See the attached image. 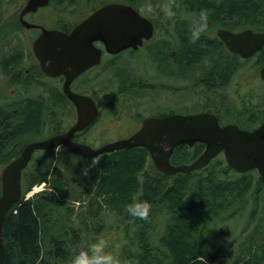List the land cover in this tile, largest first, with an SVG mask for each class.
I'll list each match as a JSON object with an SVG mask.
<instances>
[{
    "label": "rangeland",
    "instance_id": "374dc122",
    "mask_svg": "<svg viewBox=\"0 0 264 264\" xmlns=\"http://www.w3.org/2000/svg\"><path fill=\"white\" fill-rule=\"evenodd\" d=\"M70 1L55 0L54 3L59 5L58 9H61L66 8ZM121 1L128 2L130 0ZM261 1L263 0H249L247 4L254 7L255 4ZM23 2L24 0H0V18L4 13H13L19 4ZM79 2L81 1H75V3ZM137 2L140 5L142 4L141 12L151 16L154 10L157 14L160 10H163L168 0H137ZM231 2L233 3L230 10L233 18L231 26L226 20H222L223 17L220 16V13L225 12V2L220 3V0H176L179 8L173 7V11L176 12L174 18L195 21L198 19L201 9L210 8L212 13L209 21L213 19L208 25L210 32L220 27L221 24L234 29L242 28L244 26H241V23L237 21L240 18L259 19L257 15L246 17L242 14V10L238 7V4L243 3L242 0H228V4ZM182 12L187 14L181 15ZM71 20L72 17L68 19L69 22ZM159 27V36L156 34L151 45L153 48H147L145 49L146 52L143 51L131 57L122 56L117 60L116 66L120 70L126 67V64L129 65L127 70L123 69L124 73H118L116 70L105 73L104 70L96 76L105 82L111 81V84L106 85L105 88L106 90L111 87V91L101 94L98 85L93 89H89L102 106L101 118L103 121L99 127L94 128L95 130L91 129L88 134H80L77 138L79 142L96 148L128 135L121 134L122 131L128 130L130 124L127 121L128 119L119 115L120 113L118 114L122 110L121 106L119 103L112 104V107L108 104V99L113 96L112 100L118 101L115 92L120 90L119 87L129 80L126 75H130L132 81L145 78L146 81L152 84L148 90L138 89L135 93L125 86V90L120 92V96L125 97L121 99L122 103H131L127 108L132 109L131 105L135 102L139 105L137 110L142 115L164 112L167 109L179 110L182 113L185 111H198V109H195V105L199 99H197L198 95H195L193 90H188L186 95L183 96L179 93H170L165 87H161L163 78L156 73L152 62L155 60L156 53L161 52L163 42L172 45L176 39L173 33L168 32L166 25ZM185 34L189 40L190 30ZM204 35L205 33L191 48L192 50L197 47L202 49L205 44ZM21 45L20 47L23 48L22 42ZM232 66L235 71L233 73L235 77L231 81L234 86V95L244 99L243 104L248 109L244 113L247 114L255 110L257 105H262L259 100H262L261 96L264 95V88H262L264 86L260 85L256 80L257 78H255L254 61L243 64L239 59L234 58ZM196 67V61H194L190 65V71L192 70L196 74L197 72L194 70ZM122 74H125V78H122ZM80 81L84 84L86 78H82ZM237 83H242L245 86L238 88ZM45 84L50 86L49 83ZM167 84L168 82L165 80L164 85ZM51 85L57 86L55 97L58 101V122L50 123L49 118H42L39 134H1L0 151L4 156L1 160L7 159L8 152L16 144L22 145L31 140L47 137L68 125L66 122L67 112L68 109H71V105L58 88L61 85L60 82H54ZM81 86L79 87L76 83L72 88L74 90L79 88L84 91L88 90V87L84 89ZM48 91H50V88L42 86L43 99L48 97ZM127 98L130 100L126 101ZM49 113L50 108H47L43 117H49ZM244 113L236 110L233 112V117L240 119L242 117L240 115H244ZM117 114L118 117H116ZM61 149L59 148L49 154L45 152L35 154V161L40 162L41 170L49 165L47 181L44 185H32L23 196V198L29 197L28 199H31L42 192H48V187L50 188L48 180L51 182L52 176H60L61 181L66 183L69 189L68 202H65L62 207L54 211V213L58 211L59 214L64 216L59 221V226H66L64 239L68 253L60 264H71L76 253L87 248L83 247L98 239L108 241L109 250L118 256L121 264H125V262L127 264H179L177 263L179 261H176L179 258L173 251V244L177 239H179L181 245L188 243L195 250L202 251L197 253L199 255L195 258L190 257L183 261V264H194L196 260L201 261L203 264H205V261H207V264H234L236 259H239V261L235 264H241L242 261L249 260L264 264V257L262 259L252 257V255L260 252L259 246L264 242V184L260 179H257L256 175H234L232 172L225 171L223 160L219 155L211 165L200 172L189 174L191 176L190 183L197 184L193 191H190L191 189L184 178H179L175 182L170 180L165 188L167 190L170 186L182 188L180 189L181 193L171 195L167 193V195L162 196V202L152 205L149 219L144 221L131 216L127 211V206L138 200L141 195L142 179L144 176L151 174L150 171H146V154L143 155L142 152L135 151L132 155H128L136 163L131 169L129 179L124 180L123 184L131 185L132 189H126L120 209H117L106 203L105 191L102 190V194L98 198L95 195L96 191H94L96 182L102 185L105 184L104 180L107 178V172L109 171L106 162L103 160L101 162L98 158L88 160L73 154L69 155L71 153H64ZM196 149L190 150L185 147L180 152L182 155L189 154L188 156H190L196 153ZM142 155L144 157L143 161H141ZM120 157L121 155L116 156V158ZM3 165L0 164V166ZM198 183H202L201 188L205 194L202 193L198 196ZM86 188L88 193L84 190ZM205 204H210L215 209L207 212L206 215L202 211H193L195 207H205ZM66 208H71L72 211L67 213ZM88 210L90 213L87 212ZM65 214L69 216L68 220ZM41 244L44 247L43 251L48 249L46 241ZM210 254H212V257L209 256Z\"/></svg>",
    "mask_w": 264,
    "mask_h": 264
},
{
    "label": "flooded vegetation",
    "instance_id": "af4514ba",
    "mask_svg": "<svg viewBox=\"0 0 264 264\" xmlns=\"http://www.w3.org/2000/svg\"><path fill=\"white\" fill-rule=\"evenodd\" d=\"M54 1L55 0H49L44 6L37 8L35 11L25 13L20 17L21 11L25 6V2H23L19 4L13 13H4L0 18V135L39 134L42 118H49L48 120H50V123L58 122V101L55 97L57 86L51 84L60 82L61 85L58 88H60L63 94L62 88L65 78L62 75L51 77L45 74L39 60L33 52V42L39 37L42 30L60 31L68 34L89 15L103 6L112 3L128 7L137 12L152 25L153 34L147 40L143 38L141 43L135 48L126 47L117 53L107 52L104 44L100 41L92 43L93 47L100 51L98 64L89 67L81 75L73 79L70 82L69 89L79 95L90 97L95 103L97 116L84 130L74 134H88L91 129L99 127L103 121L101 118L102 106L89 89H93L98 85V90L102 94L110 90L111 87H108L106 90L105 88L106 85L111 84V81L105 82L103 79L96 76L104 70L105 73L111 70L124 73V70H127V66L129 65L126 64L127 66L123 67L124 70H120L116 66L117 60L122 56L131 57L132 55L145 51L147 48H153L151 45L154 42L156 34L159 36V26L161 25H166L168 32L170 31V33H173L176 39L172 45L163 42L161 52L156 53V57H154L155 60L152 62L156 73L163 78L161 87H165L170 93H179L183 96L186 95L188 90H193V93L198 95L197 99H199L198 102L196 101L195 105V109H198V111L189 110L190 112L185 111L182 113V111L179 110L173 111L167 109V111L164 112L142 115L138 112L137 109L139 105L135 102L131 105L132 109H130V107L127 108L131 103H122L121 99H123L124 96H120V92L125 90V86L129 87L128 89H132L135 93L138 89L148 90L152 84L146 81L145 78L132 81L130 80L132 77L126 75L129 80L124 82V84L119 87L120 90H116L115 92L118 101L115 102L112 100L114 96L108 99V104L111 107L112 104L119 103L122 110H120L118 114L120 113L119 115L128 119L127 121L130 122L127 128L128 130L122 131L123 133L120 132L121 134L128 135L120 139H125L135 134L147 119H163L171 115L185 116L204 113L213 116L221 127L233 125L239 130L247 132L257 129L264 123V95L261 96L262 100H259L262 105H257L255 110L245 114L244 112L248 109L243 104L244 99L234 95V86L233 82H231L235 77L232 64L234 58H237L243 62V64L254 61L255 66L253 67V71L255 72V78H257L256 80L260 85L262 84L264 86V81L260 77V72L264 68V41L261 49L243 59L230 51L225 42L218 36V31H225L231 34L250 31L252 34L264 36V0L255 4L254 7H250L249 4H247L248 0H242L243 3L238 4L244 16L249 17L251 15H257L259 17V19L256 20L249 18L237 19V21L241 23V26H244L239 29L230 27L233 22L232 13L230 12L233 3L231 2L228 4V0H220V3L222 1L225 2V12L220 13V16H222V20H226L230 26L221 24L220 27L215 28L211 32L210 29H208L204 35L205 44L202 46V49L197 47L194 50L191 48L196 44L192 45L185 34V32L191 29L194 21H187L185 18H173L169 20L166 18L163 10H160L158 14L156 10H154L151 16H147L141 12L142 4L140 5L137 0H130L128 2H122L121 0H71L66 8L61 9H58L59 5L55 4ZM75 1L81 2L75 3ZM185 14L187 13L182 12L181 15ZM70 17H72L71 22L68 21ZM212 20L208 21V25ZM23 22L25 24H23ZM216 23L218 24L217 19ZM202 36L203 34L201 37ZM188 37L190 38V36ZM21 42L24 45L23 48L20 47L22 46ZM186 44L190 45V54L188 56L185 55ZM194 61H196L197 64V67L194 68L197 72L196 74L192 72V70L190 71V65ZM92 72H94V74H92ZM82 78H86L84 84L80 83ZM122 78H125V74H122ZM165 80L168 82L167 85H164ZM45 83H49L50 86H47ZM76 83H78L79 87L82 85L81 87H84V89L88 87V90L84 91L82 88L74 90L72 86ZM186 83L191 84L188 85ZM42 86L50 88L46 99L42 98ZM237 86L241 88L245 85L237 83ZM238 88L237 90L239 91ZM65 98L71 105V109H68L67 112L68 116L66 122L68 125L51 134L64 133L76 122V109L66 96ZM129 100L130 99L127 98L126 101ZM47 108H50L49 117H43ZM236 110L244 113V115H240L242 116L240 119L233 117V112ZM118 114L116 117H118ZM185 147L187 148L186 145L181 144L173 149L169 157V163L171 165L181 164L173 163L171 157L176 150H181ZM22 149L23 146L16 144L14 148L8 152L7 159L3 160L5 161L4 165L0 166V173L3 167L20 155ZM143 150L147 155L146 171H150L151 174L144 176L141 184L144 185L151 180H157V184H160L158 181L159 176L157 175H161L165 177V180L161 181V185L165 187V185L169 184V181L172 180L170 179L171 176L159 172L155 168L148 151L145 149ZM202 150L203 146L201 152ZM219 155L220 158L224 160L223 155L221 153ZM214 159H211L208 164L211 165ZM223 163L225 171L232 172L234 175L254 174L257 179H260L264 184V180L261 179L255 169L239 174L228 167L224 161ZM40 166V162L35 161V153H33L28 165L21 171L20 183L22 188L27 185L28 181L36 179H32L31 175L33 174L36 176L40 171ZM38 175L40 174L38 173ZM87 246L88 245L83 248Z\"/></svg>",
    "mask_w": 264,
    "mask_h": 264
},
{
    "label": "water",
    "instance_id": "95a60500",
    "mask_svg": "<svg viewBox=\"0 0 264 264\" xmlns=\"http://www.w3.org/2000/svg\"><path fill=\"white\" fill-rule=\"evenodd\" d=\"M49 0H27L20 17L35 11ZM23 24H25L23 22ZM152 27L130 8L118 4H107L98 9L70 33L42 30L33 42V52L42 70L51 77L65 78L62 91L76 109V122L64 133L28 143L20 156L4 167L0 175V264L4 261L1 232L9 209L20 197V173L26 167L35 150L52 151L63 147L86 159L122 149L145 148L155 168L165 174H187L205 167L217 154L224 156L226 164L238 173L257 170L264 179V123L251 132L241 131L233 125L219 127L216 119L208 114L171 115L163 119H147L141 128L129 138L91 148L72 140L74 133L85 129L97 116L91 98L73 93L70 82L98 64L100 51L92 45L95 41L104 44L109 53H117L126 47L135 48L141 40L149 39ZM233 53L248 57L261 49L264 36L250 31L230 34L218 31ZM264 80V68L260 72ZM195 143L204 145L203 152L190 164L171 166L169 157L173 149L181 144L191 147Z\"/></svg>",
    "mask_w": 264,
    "mask_h": 264
},
{
    "label": "trees",
    "instance_id": "16d2710c",
    "mask_svg": "<svg viewBox=\"0 0 264 264\" xmlns=\"http://www.w3.org/2000/svg\"><path fill=\"white\" fill-rule=\"evenodd\" d=\"M209 10H211L212 13V9L209 8ZM189 54L190 45L186 44L185 55L188 56ZM1 139L2 136L0 135V143L2 141ZM201 147V145L194 146L193 148H197L196 153L190 156H188L189 154H185V152H183L185 155H182L180 150H176L171 157L173 163H188L197 156L198 152L201 150ZM61 151L64 153L67 152L64 149H61ZM135 151L142 152L143 155L146 154L143 149L137 148L115 151L110 154L98 157L101 162L102 160L106 162L105 164L108 165L109 171L107 172V178L104 180L105 184L102 185L101 183L96 182L94 191H96L95 195L97 198L102 194V190L105 191L107 199L106 203L110 205V207L120 209V206L123 202L122 197L124 196V192L126 189H132L131 185H124L123 181L129 179L131 169L134 163H136V161H133L131 157H128V155H132V153ZM45 153L49 154L51 152ZM118 155H121V157L116 158ZM143 155L141 156V161L144 159ZM3 157V153L0 151V164L5 163V161L1 160ZM48 172L49 165L42 170L40 166V171L38 172L40 175H38V173L36 176L33 174L31 175L32 179H36L28 181L27 185L22 188V194L18 202L12 206L6 215L1 233V242L5 253L3 264H60L68 253L64 239V233L66 234V226H59V221L64 216L59 214L58 211L54 213V211L62 207L65 202H68L67 199L69 197V189L67 188L66 183L61 181V177L52 176L51 182L48 180L50 186V188L48 187V192H42L41 194L34 196V198L23 200L24 193L28 191L32 185L46 183ZM157 176H159L158 181L160 184H157V180H151L150 182L145 183L143 186H141V195L138 200H147L151 203V205H155L161 203V197L167 195V193L170 195L178 194L179 192L181 193L180 189L182 188L175 186H170V191L167 190V188L161 185V181L165 180V177L161 175ZM190 177L191 176H189V174H177L170 179L175 182L179 180V178H184L185 182L191 189L190 191H193L197 184L190 183ZM198 184L199 190H197V192L199 196L204 192L201 188L202 183ZM84 190L88 193L87 188ZM214 209L215 208H213V206L211 207L210 204H205V207H195L193 211H202V213L206 215L207 212L213 211ZM66 210L67 213L72 211L71 208H66ZM87 212L90 213L89 210ZM65 215L68 220L69 216L67 214ZM178 240L179 239L175 240V243L173 244V251L179 258V260L175 259L176 261H179L177 263L183 264V261H186V259L190 257L195 258L199 255L197 253L202 252L195 250L193 246L189 245L188 243L181 245ZM44 241L48 243V249L45 251H43L44 247L41 244ZM259 247L261 249L260 252L252 255V257L262 259L264 257V242L261 243ZM211 255L212 254L209 256L212 257ZM238 261L239 259H236L234 264ZM258 263L259 262H252L250 260L241 262V264ZM194 264L203 263L196 260Z\"/></svg>",
    "mask_w": 264,
    "mask_h": 264
},
{
    "label": "clouds",
    "instance_id": "9594fccd",
    "mask_svg": "<svg viewBox=\"0 0 264 264\" xmlns=\"http://www.w3.org/2000/svg\"><path fill=\"white\" fill-rule=\"evenodd\" d=\"M173 7L179 8L176 0H168L164 6L163 11L167 19L172 20L176 16ZM211 10L201 9L199 11L198 19L193 22L190 29V43L195 45L202 34L208 30V21ZM152 205L147 200H137L133 204L127 206L128 213L140 220L147 221L149 219ZM71 264H121V260L111 250H109V243L105 239H98L90 243L87 248L80 250L73 256ZM127 264V262H125ZM207 264V261H205Z\"/></svg>",
    "mask_w": 264,
    "mask_h": 264
}]
</instances>
